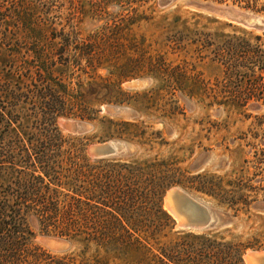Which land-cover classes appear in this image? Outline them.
Returning a JSON list of instances; mask_svg holds the SVG:
<instances>
[{
  "label": "rangeland",
  "instance_id": "1",
  "mask_svg": "<svg viewBox=\"0 0 264 264\" xmlns=\"http://www.w3.org/2000/svg\"><path fill=\"white\" fill-rule=\"evenodd\" d=\"M204 3L264 17L252 9L264 8V0H34V18L44 43L62 31L80 48L93 45L80 51L79 71L60 69L81 73L72 84L94 119L62 116V132L85 143L86 153L90 143H128L127 152L102 159L156 161L161 170L170 165L186 185L174 186L223 214L203 230H180L169 213L174 230L241 243L245 253L264 249V99H258L264 92V31L200 7ZM38 38L29 39L31 47ZM13 47L2 44L0 56L17 60ZM107 87L114 101L100 104ZM67 118L92 127L73 134L59 123ZM35 241L57 256L75 257L76 264H134L142 257L130 249L116 258L94 243L86 247L39 230Z\"/></svg>",
  "mask_w": 264,
  "mask_h": 264
},
{
  "label": "trees",
  "instance_id": "2",
  "mask_svg": "<svg viewBox=\"0 0 264 264\" xmlns=\"http://www.w3.org/2000/svg\"><path fill=\"white\" fill-rule=\"evenodd\" d=\"M35 8L34 0H0V47L14 46L19 57L0 56V264H76L75 257L38 244L37 230L86 247L94 243L116 258L132 249L142 254L134 264H243L241 243L174 230L163 195L186 185L170 165L161 170L156 161L92 160L85 143L62 132V116L94 119L72 84L81 77L80 51L93 45L80 48L62 31L42 42ZM88 63L96 64L93 57ZM114 98L107 87L97 102Z\"/></svg>",
  "mask_w": 264,
  "mask_h": 264
},
{
  "label": "water",
  "instance_id": "3",
  "mask_svg": "<svg viewBox=\"0 0 264 264\" xmlns=\"http://www.w3.org/2000/svg\"><path fill=\"white\" fill-rule=\"evenodd\" d=\"M200 7L216 11L222 16L236 20L248 27L264 31V17L252 11L241 10L229 6H215L210 3L200 4ZM139 85V83H132ZM108 111L121 113L125 107L107 106ZM62 127L73 134H84L92 125L85 120L61 119ZM128 151V143L118 140H109L98 143H90L87 153L92 159L110 158ZM165 209L175 218L176 226L180 230H203L217 222L221 212L210 208L205 202L184 189L181 186L168 188L163 196ZM245 264H264V249H250L244 253Z\"/></svg>",
  "mask_w": 264,
  "mask_h": 264
},
{
  "label": "bare ground",
  "instance_id": "4",
  "mask_svg": "<svg viewBox=\"0 0 264 264\" xmlns=\"http://www.w3.org/2000/svg\"><path fill=\"white\" fill-rule=\"evenodd\" d=\"M57 245V244H56Z\"/></svg>",
  "mask_w": 264,
  "mask_h": 264
}]
</instances>
